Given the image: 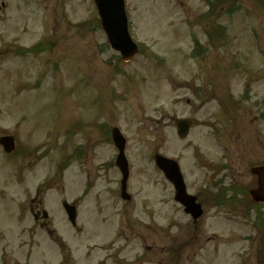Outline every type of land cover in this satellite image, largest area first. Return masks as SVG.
Instances as JSON below:
<instances>
[{
  "label": "rangeland",
  "instance_id": "374dc122",
  "mask_svg": "<svg viewBox=\"0 0 264 264\" xmlns=\"http://www.w3.org/2000/svg\"><path fill=\"white\" fill-rule=\"evenodd\" d=\"M205 1L126 0L141 47L127 63L110 48L92 0H0V137L14 135L20 152L26 149L7 162L0 148V264H114L111 254L116 264L120 257L124 264L157 263L153 256L162 251L147 247L165 233L185 238L189 220L155 155L178 161L196 195L221 180L235 185L238 172L264 160L244 145L264 140V121L252 123L264 116V0H239L229 16L216 12L218 45L205 56L216 63L212 83L207 64L202 72L192 59L195 38L205 43L211 30ZM249 79L257 83L243 104ZM225 97L232 115L221 104ZM179 119L194 123L186 140L177 135ZM114 128L127 141L130 202L120 197ZM81 148L84 158H67L62 175V159L77 158ZM36 197L59 246L29 214ZM64 201L79 206L81 230L66 219ZM251 224L210 210L200 224L201 264H251L238 258L250 257ZM211 237L215 246L205 243ZM183 264L199 262L189 252Z\"/></svg>",
  "mask_w": 264,
  "mask_h": 264
},
{
  "label": "water",
  "instance_id": "95a60500",
  "mask_svg": "<svg viewBox=\"0 0 264 264\" xmlns=\"http://www.w3.org/2000/svg\"><path fill=\"white\" fill-rule=\"evenodd\" d=\"M101 17L102 27L108 36L109 43L116 51L121 52L125 60H131L139 52L138 47L133 43L128 31V17L125 11L124 0H93ZM179 134L182 138L188 135L190 123L181 121L178 123ZM114 142L119 148L121 155L118 159V166L122 170L124 179L123 195L126 199H130L126 195L127 181L129 177L128 163L124 157L126 141L121 136L118 130L113 133ZM7 153L14 150V140L5 138L1 141ZM158 167L164 171L166 176L176 186L178 196L177 200L187 207V212L192 213L194 218H199L202 215L200 206L195 204L194 198H188L185 193V187L178 165L170 160L162 157L156 159ZM259 177V190L254 194L257 202L264 201V169L256 171ZM72 221L74 222V216Z\"/></svg>",
  "mask_w": 264,
  "mask_h": 264
},
{
  "label": "flooded vegetation",
  "instance_id": "af4514ba",
  "mask_svg": "<svg viewBox=\"0 0 264 264\" xmlns=\"http://www.w3.org/2000/svg\"><path fill=\"white\" fill-rule=\"evenodd\" d=\"M251 112V111H249ZM256 120H259L260 122L263 121L262 119H254L252 121L255 122ZM255 141H257V143H255ZM255 143V144H254ZM246 146V151H248L249 153L252 154V157H256L259 160L264 159V140L257 138V139H253L251 143H245L244 144ZM245 148V147H244ZM254 160V159H253ZM263 164L262 162H258V165ZM264 165V164H263ZM262 166V165H261ZM251 166H247L246 169L244 170L243 173L238 172V178L239 181L241 182L242 178H245V176L248 179V184L242 182L238 185L237 190L236 189H229V190H223V187H219V189H217L216 191H208L206 196L201 197L200 195H196L198 198V201L201 200V203H205L207 200H216L217 199V195H223V194H227V198L231 201V203L235 206H238V208H242L243 205L247 207H252V198L250 197V192L252 190V188L255 186V180L254 178H250L248 175V172L250 170ZM232 169H234L232 167ZM236 171L241 170V167L237 166V168L235 169ZM245 174V175H244ZM234 180L237 182L238 179L234 178ZM253 182V186L250 185ZM216 194V196L214 195ZM234 194H237V196H234ZM31 213L35 216V220H37V222H39L41 220L42 217V212L39 211V209L36 208H32L31 209ZM198 222H196L195 224H197ZM198 243V238H196L194 240V244L195 246H197ZM182 249L180 248L178 250V253H181Z\"/></svg>",
  "mask_w": 264,
  "mask_h": 264
},
{
  "label": "trees",
  "instance_id": "16d2710c",
  "mask_svg": "<svg viewBox=\"0 0 264 264\" xmlns=\"http://www.w3.org/2000/svg\"><path fill=\"white\" fill-rule=\"evenodd\" d=\"M215 3L220 17L224 14H231L235 9L236 5L239 4L237 0H215Z\"/></svg>",
  "mask_w": 264,
  "mask_h": 264
}]
</instances>
